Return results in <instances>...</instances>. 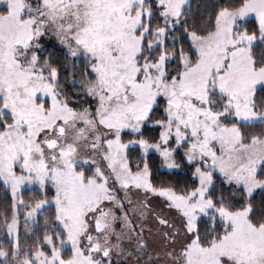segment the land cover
Wrapping results in <instances>:
<instances>
[{
    "label": "snow or ice",
    "instance_id": "obj_1",
    "mask_svg": "<svg viewBox=\"0 0 264 264\" xmlns=\"http://www.w3.org/2000/svg\"><path fill=\"white\" fill-rule=\"evenodd\" d=\"M214 8L198 25L192 0H0L2 264H264V0ZM181 150L194 185H155L149 153L178 169ZM26 185L43 198L26 203ZM22 208L29 231L53 212L21 258Z\"/></svg>",
    "mask_w": 264,
    "mask_h": 264
},
{
    "label": "trees",
    "instance_id": "obj_2",
    "mask_svg": "<svg viewBox=\"0 0 264 264\" xmlns=\"http://www.w3.org/2000/svg\"><path fill=\"white\" fill-rule=\"evenodd\" d=\"M218 0H192V15L189 18L190 22L194 21L198 25H203L204 20H206L209 16H213L215 12L214 5H216ZM224 0H219V3H223ZM154 23H159V20L154 21ZM179 35V33H177ZM53 53L54 59L60 63H65L63 51L61 50V46L55 42L54 40H51L48 42L46 47V53ZM80 67V63L77 62L76 69ZM76 69H69L70 72H76ZM62 80L64 75V70L62 69ZM76 78L79 79V75L77 73ZM67 88L71 89V83L70 81H65ZM162 117V112L157 111L154 115V119H158ZM253 131H258V129H255ZM145 136L147 138L155 139L157 137L156 131L153 130V128H146L145 129ZM135 138L132 135L124 137V141L128 139ZM139 150L137 148H132L130 150V156L135 160L136 157L139 156ZM149 165L152 170V182L159 186L161 184H171L174 186H177L178 188H184L192 187L194 185V178L192 176V167L187 164L186 161L182 160V153L177 154L176 161L181 165L178 169H165L162 166V159L159 157V155L155 152H150L148 156ZM21 195L26 203L37 201L41 199L43 196L39 191H36L34 189H24L21 191ZM48 198H51L49 196ZM261 199H264V194H257L256 195V202L257 204ZM12 198L8 192V190L5 188V186L0 183V221H3L5 216L10 221L11 219V211H12ZM49 211H44L42 214L37 216V223L31 225V236L25 234L27 236L26 240H32L38 241L37 239H42V226H41V217L44 216L46 219L50 218L53 209H48ZM30 227V226H29ZM21 229V226L19 227ZM37 235V237H36ZM23 242V241H22ZM21 242V243H22ZM0 243L3 244L4 249L7 251L10 248V241L6 237L5 231H3V226L0 225ZM0 264H2V261H0Z\"/></svg>",
    "mask_w": 264,
    "mask_h": 264
},
{
    "label": "rangeland",
    "instance_id": "obj_3",
    "mask_svg": "<svg viewBox=\"0 0 264 264\" xmlns=\"http://www.w3.org/2000/svg\"><path fill=\"white\" fill-rule=\"evenodd\" d=\"M51 40H54L56 42V40L54 38L53 39L45 38V41H44L45 48L47 47L48 42L51 41ZM153 130L156 131V134L158 136L159 129L158 128H153ZM126 136H129V135L126 134V135L123 136V138L126 137ZM132 139H134V138H132ZM128 140H125V142H127ZM181 153L183 154V150H181ZM163 168H165V167H163ZM165 169H167V168H165ZM5 188L8 190V192H9L11 198H12L11 190L9 188H7L6 186H5ZM24 189H30V190L34 189V190L40 192L38 185H26V186H24V188L22 190H24ZM143 196H144L143 193H139L138 195L137 194H133L132 195V199H133V201H137V200L143 199ZM49 199H51V198H49ZM12 203H13V200H12ZM149 203H150V206L155 210L156 213L168 216L170 219H174L175 220V213L174 212H170L167 208L163 207V201H162L161 198L152 197L150 199ZM26 211H28V209L22 208L20 210V212H19V220H20L19 227L21 226V229L19 228V238H20V245H21V258L23 256V252L25 250L31 248L35 243H37V241L32 242L31 238H30V240H26L27 236L25 234L29 235V237L31 236V233H30L31 229H30V231L25 229L24 215H25ZM47 211H49V210H47ZM43 212L44 211L42 210V213ZM11 215H12V211H11ZM45 219H46V217L42 216L41 220H40L41 221L42 234L43 235H44V229H45V224H44ZM175 222L177 224L179 223L178 220H175ZM144 224H145V233H144V235H145L146 239H148V241L150 243V246H151L150 247V251L152 252L153 257H155L157 251L161 252V256H162L163 244H162V241L160 239L159 229H158V227H157V225H156V223L153 220L151 215H149L147 220L144 221ZM31 225H32V223H31V221H29L30 228H31ZM149 229H151L150 232H149ZM3 231H5L4 228H3ZM5 233H6V231H5ZM6 237H7V235H6ZM36 237H37V235H36ZM7 239L9 240L8 237H7ZM36 240H38V239L36 238ZM11 244H12V242L10 241V247H11ZM143 260H147V256H144ZM0 261H3V258H0Z\"/></svg>",
    "mask_w": 264,
    "mask_h": 264
}]
</instances>
